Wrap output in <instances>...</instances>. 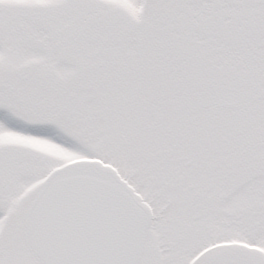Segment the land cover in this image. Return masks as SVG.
<instances>
[{"label":"snow or ice","instance_id":"1","mask_svg":"<svg viewBox=\"0 0 264 264\" xmlns=\"http://www.w3.org/2000/svg\"><path fill=\"white\" fill-rule=\"evenodd\" d=\"M0 264H264V0H0Z\"/></svg>","mask_w":264,"mask_h":264}]
</instances>
